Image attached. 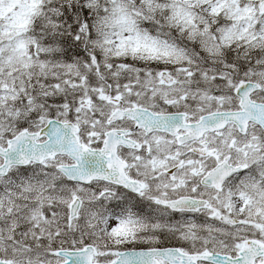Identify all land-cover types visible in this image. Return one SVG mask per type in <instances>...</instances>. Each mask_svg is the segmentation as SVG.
Here are the masks:
<instances>
[{
    "label": "snow or ice",
    "instance_id": "obj_1",
    "mask_svg": "<svg viewBox=\"0 0 264 264\" xmlns=\"http://www.w3.org/2000/svg\"><path fill=\"white\" fill-rule=\"evenodd\" d=\"M0 264H264V0H0Z\"/></svg>",
    "mask_w": 264,
    "mask_h": 264
}]
</instances>
